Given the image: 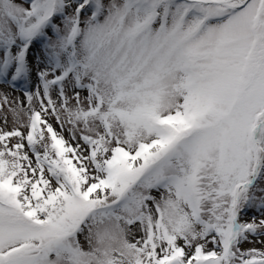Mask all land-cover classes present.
I'll return each instance as SVG.
<instances>
[{"label": "snow or ice", "instance_id": "1", "mask_svg": "<svg viewBox=\"0 0 264 264\" xmlns=\"http://www.w3.org/2000/svg\"><path fill=\"white\" fill-rule=\"evenodd\" d=\"M0 83V264H264V0H0Z\"/></svg>", "mask_w": 264, "mask_h": 264}, {"label": "rangeland", "instance_id": "2", "mask_svg": "<svg viewBox=\"0 0 264 264\" xmlns=\"http://www.w3.org/2000/svg\"><path fill=\"white\" fill-rule=\"evenodd\" d=\"M30 61L32 60V56L30 54L29 56ZM35 84V76L33 75L32 80V86ZM86 95V93H84ZM7 96L9 98V101L11 103H14L16 106H20V103L23 102V106L27 107V101L26 98L23 95V91L21 90V86L17 84L15 87L11 86L7 83H0V99L3 98V96ZM53 98L55 99V94L53 95ZM7 116V123L4 122V117ZM22 120L24 119L23 114L20 117ZM50 123L53 124V127L57 130V132H60V126L56 123L54 118H50ZM15 126L14 118L11 114V112L8 109V106L5 105L2 109H0V128H4L5 130H11ZM63 135L66 140H70V136L68 132H63ZM255 216L257 221L260 219H264V215H262L259 211H256L255 209H250L245 215L242 216V220L250 221L252 217ZM82 243L84 241V237H80ZM251 242H244L241 245L242 249H248V248H257L264 250V236H257V237H250ZM209 249H211L212 245H208Z\"/></svg>", "mask_w": 264, "mask_h": 264}]
</instances>
